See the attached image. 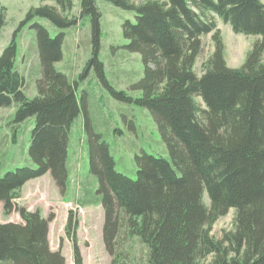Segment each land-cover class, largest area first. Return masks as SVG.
I'll return each mask as SVG.
<instances>
[{
	"label": "trees",
	"instance_id": "16d2710c",
	"mask_svg": "<svg viewBox=\"0 0 264 264\" xmlns=\"http://www.w3.org/2000/svg\"><path fill=\"white\" fill-rule=\"evenodd\" d=\"M57 1L28 13L59 27L52 35L46 22L33 25L39 60L34 70L40 75L36 96L27 95L25 77L16 66V40L0 55V107L16 104L14 122L35 118L30 161L0 176L5 211L16 210L22 219L0 222V263H66L61 248L50 246L52 217L28 209L17 198L29 179L46 172L67 189L71 130L83 108L111 264H264V0H108L136 12L135 21L127 18L122 25L127 48L139 52L144 64L143 76L132 84L142 91L136 99L109 84L98 56L97 3L81 0V13L92 15L93 22V52L86 68L95 66L118 98L149 109L169 150L170 157L137 153L135 178L118 170L109 142L92 126L85 103L81 106L77 80L57 67L63 57V28L78 22L68 15L73 1ZM218 19L237 33L261 36L240 67L226 62ZM4 25L1 9L0 34ZM208 33L215 49L199 75L195 65ZM231 208L236 211L234 229L216 237L213 224ZM76 224L71 209L66 233L73 242L74 264H84ZM122 224L146 245L144 263L118 251Z\"/></svg>",
	"mask_w": 264,
	"mask_h": 264
},
{
	"label": "rangeland",
	"instance_id": "374dc122",
	"mask_svg": "<svg viewBox=\"0 0 264 264\" xmlns=\"http://www.w3.org/2000/svg\"><path fill=\"white\" fill-rule=\"evenodd\" d=\"M69 16H77L78 22L63 28V57L57 67L70 79L77 80V96L85 106L88 117L96 131L109 142L116 166L121 172L137 176L136 154L146 150L150 153L170 157L152 113L136 100H124L115 96L98 75L95 66L86 68L93 52L92 15L81 13V0H72ZM141 3L146 0H132ZM100 13V49L98 56L103 62L105 76L113 87L123 90L136 99L142 91L132 88L144 74V64L139 52L127 48L129 40L123 33V22L136 20V12L117 6L108 0H96ZM58 5L57 0H0V10L5 13V25L0 34V55L15 39L17 42L16 66L25 77V91L29 97L36 96L39 60L36 48L35 22H46L52 35L59 27L39 15L28 17L34 6ZM60 7V6H59ZM67 14V13H65ZM225 43L224 56L231 67H240L254 42L260 35L235 32L230 24L218 19ZM61 30V29H60ZM203 49L196 61L200 75L204 63L215 49L211 33L203 36ZM17 106L0 107V176L15 166L30 161L28 152L30 134L35 118L28 117L14 122ZM84 109L75 119L69 143V182L62 190L50 172L29 179L21 188L17 198L19 204L30 210H40L49 221L48 237L52 249L61 248L66 257L65 264H74L73 242L66 233L70 210L77 221L76 234L84 264H111L113 255L106 248L104 239L105 208L98 202L96 190L98 178L90 171L89 135L86 131ZM204 200L209 204L207 192ZM122 212L119 213V217ZM234 208L220 216L212 227L216 237H222L225 230L235 227ZM122 217V216H121ZM123 219V218H122ZM22 221L18 211L7 213L0 201V222ZM117 249L127 253L130 259L146 260L147 247L137 236L129 235L122 224L117 234ZM5 264V263H0Z\"/></svg>",
	"mask_w": 264,
	"mask_h": 264
}]
</instances>
